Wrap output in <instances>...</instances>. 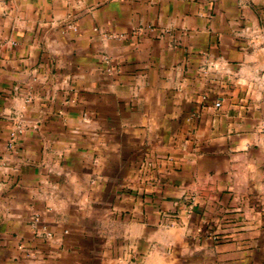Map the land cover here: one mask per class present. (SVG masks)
<instances>
[{"label":"crops","instance_id":"obj_1","mask_svg":"<svg viewBox=\"0 0 264 264\" xmlns=\"http://www.w3.org/2000/svg\"><path fill=\"white\" fill-rule=\"evenodd\" d=\"M0 264H264V0H0Z\"/></svg>","mask_w":264,"mask_h":264},{"label":"built area","instance_id":"obj_2","mask_svg":"<svg viewBox=\"0 0 264 264\" xmlns=\"http://www.w3.org/2000/svg\"><path fill=\"white\" fill-rule=\"evenodd\" d=\"M215 107H220V102H216ZM21 133H22V129L19 126H17L15 132H12L10 134V140L13 141L16 135L21 134Z\"/></svg>","mask_w":264,"mask_h":264}]
</instances>
